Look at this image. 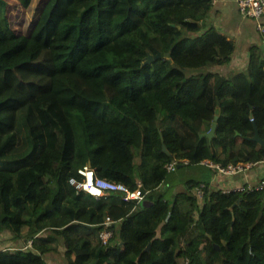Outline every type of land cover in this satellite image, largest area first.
I'll return each instance as SVG.
<instances>
[{
    "label": "trees",
    "instance_id": "obj_1",
    "mask_svg": "<svg viewBox=\"0 0 264 264\" xmlns=\"http://www.w3.org/2000/svg\"><path fill=\"white\" fill-rule=\"evenodd\" d=\"M211 5L0 0V264H51L60 241L67 264H264V188L224 191L202 163L264 161L252 139L264 138V51L253 44L245 69L218 72L236 45L206 25ZM65 73L121 118L63 102L54 82ZM89 163L130 189L138 172L144 205L77 189L70 179Z\"/></svg>",
    "mask_w": 264,
    "mask_h": 264
},
{
    "label": "built area",
    "instance_id": "obj_2",
    "mask_svg": "<svg viewBox=\"0 0 264 264\" xmlns=\"http://www.w3.org/2000/svg\"><path fill=\"white\" fill-rule=\"evenodd\" d=\"M239 12L255 21L256 28L262 36V47L264 51V0H236ZM253 119V118H252ZM202 163L208 165L211 169L224 178L231 179L235 178L240 173L249 170L252 166L257 164L255 161L248 162H237L229 163L223 165L220 162H214L213 160L205 159ZM178 166V161L173 159L166 164V168L170 171L176 170ZM81 175L80 179L75 177L70 179V182L80 190L91 193L96 197H101L105 195L106 191H118L121 193L124 200L133 201L138 204L142 199L145 198L146 192L143 190V182L141 178H137V186L134 189H130L126 184L110 180L105 177H100L95 174V170L89 164L84 165L78 169ZM248 190H260L264 188V178L260 179L258 182H247L236 187H231L228 190H243L244 188ZM198 196L203 197L205 192V184L201 183L195 187ZM103 227L99 233L101 241L103 244H108L113 237V224L114 220L108 215L102 222ZM29 240V245L31 244ZM182 264H188L186 260Z\"/></svg>",
    "mask_w": 264,
    "mask_h": 264
},
{
    "label": "crops",
    "instance_id": "obj_3",
    "mask_svg": "<svg viewBox=\"0 0 264 264\" xmlns=\"http://www.w3.org/2000/svg\"><path fill=\"white\" fill-rule=\"evenodd\" d=\"M205 23L206 25L212 24L216 26L221 32L233 39L236 45L230 62L217 67L220 73L226 74L230 71L245 69L248 66L251 45H262V36L261 38L258 37L254 20L243 16L239 12L236 0H212L209 17L206 19ZM113 112L117 113H115L118 116L117 118H110L108 115L106 117L111 120H119L122 114L117 110ZM250 170L251 169L247 170L246 175L243 176V182H241L242 179H237L239 177L227 179L215 175L214 173L211 178L215 186L224 191L247 182H258L260 179L264 178V161L255 164L251 173H249ZM194 173L197 177L207 176L206 173L201 171H196Z\"/></svg>",
    "mask_w": 264,
    "mask_h": 264
},
{
    "label": "rangeland",
    "instance_id": "obj_4",
    "mask_svg": "<svg viewBox=\"0 0 264 264\" xmlns=\"http://www.w3.org/2000/svg\"><path fill=\"white\" fill-rule=\"evenodd\" d=\"M238 7V6H237ZM253 20V19H252ZM255 22V21H254ZM255 24V23H254ZM256 28V26H255ZM258 37L261 38L260 32L255 29ZM54 88L59 96V98L63 102H75L79 104L86 105L88 107H91L94 109L96 113L99 115L104 113V115H108L110 118H117L118 116L116 115V111L112 106H110L108 103H106L102 97L95 91H93L88 83L83 80L82 78L76 76L75 74L72 73H65V74H59L55 77V82H54ZM116 113V114H115ZM255 168V167H254ZM257 168V167H256ZM251 170L249 173L253 171V166L250 168ZM198 171L197 169H194L193 172ZM246 172L240 173L237 176L234 177H239L237 178L238 180L242 179L241 182L244 181V175H246ZM190 171H188V174ZM192 174V173H190ZM215 175L216 172L214 173ZM220 176V175H219ZM222 177V176H221ZM178 188H183L182 185H180ZM199 200H203V197L198 196ZM7 231H5L4 234H0V238H3L2 242H5L8 239L6 235H8ZM64 245L60 241L54 250H52L50 253L45 255V258L47 261H49L51 264H67L66 257L64 255ZM218 262H216L217 264Z\"/></svg>",
    "mask_w": 264,
    "mask_h": 264
},
{
    "label": "water",
    "instance_id": "obj_5",
    "mask_svg": "<svg viewBox=\"0 0 264 264\" xmlns=\"http://www.w3.org/2000/svg\"><path fill=\"white\" fill-rule=\"evenodd\" d=\"M160 56H161V53L159 52V53L157 54L156 57H160ZM153 58H154L153 55L150 54V55H148L146 61L150 62ZM218 116H219V108H217L216 115H215V119H214V121L212 122L211 128H210L207 132L202 133V134H201L202 136H208L210 139L214 136V134H215V130H216V126H217V119H218ZM252 139H254V140H256V141H258V142H260L261 144L264 145V138H262V137L259 135L258 130H256L255 136H253ZM163 150H164L165 152H167L168 154H170V151L168 150V148L166 147L165 144H163ZM180 165H181V164L178 163V166H180ZM89 166H91L90 163H89ZM135 176H136V178H140V175H139L138 172H135ZM145 201H146L145 199H142L139 203L143 206L144 203H145Z\"/></svg>",
    "mask_w": 264,
    "mask_h": 264
}]
</instances>
